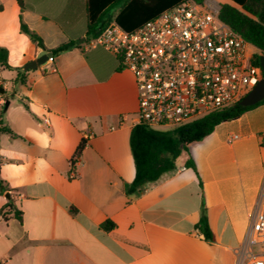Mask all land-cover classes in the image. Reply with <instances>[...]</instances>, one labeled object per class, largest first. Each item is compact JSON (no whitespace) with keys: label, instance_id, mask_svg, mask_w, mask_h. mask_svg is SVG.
Wrapping results in <instances>:
<instances>
[{"label":"crops","instance_id":"1","mask_svg":"<svg viewBox=\"0 0 264 264\" xmlns=\"http://www.w3.org/2000/svg\"><path fill=\"white\" fill-rule=\"evenodd\" d=\"M87 1L23 0L22 10L18 0H0V47L13 67L0 65V123L15 135H0L10 188L0 195V264H236L260 202L264 103L219 124L175 171L128 195L134 74L92 41L24 68L43 49L21 33L20 16L49 51L86 41ZM232 135L239 139L229 142ZM189 159L196 171L185 167ZM203 201L214 242L196 228Z\"/></svg>","mask_w":264,"mask_h":264},{"label":"built area","instance_id":"2","mask_svg":"<svg viewBox=\"0 0 264 264\" xmlns=\"http://www.w3.org/2000/svg\"><path fill=\"white\" fill-rule=\"evenodd\" d=\"M220 9L217 0H183L133 31L112 20L92 40L134 74L135 125L185 126L241 101L263 78L254 63L258 48L220 19ZM260 138L264 143V133ZM236 264H264V177Z\"/></svg>","mask_w":264,"mask_h":264},{"label":"trees","instance_id":"3","mask_svg":"<svg viewBox=\"0 0 264 264\" xmlns=\"http://www.w3.org/2000/svg\"><path fill=\"white\" fill-rule=\"evenodd\" d=\"M182 1L88 0L86 41L83 43L69 41L49 51L53 53L54 59L64 51L73 48H83L85 44L96 39L112 20H115L124 29L133 31L148 20L158 16L164 10L176 6ZM194 1L202 3L204 0ZM18 3L23 10L25 8L23 0H18ZM116 7H118V11L114 14L112 10ZM219 17L235 32L258 48L259 52L255 56L254 63L260 66L261 58L264 56V0H229V2L221 4ZM20 31L28 36L38 48L46 49L41 36L23 21L22 16H20ZM0 65L6 69H13L8 63V50L2 47H0ZM17 70L20 77L22 69L19 68ZM261 103H264V100L255 105L243 106L239 101L185 126L169 131L156 130L144 124H136L131 130L129 139L135 163V178L132 183L126 185V193L130 195L147 184L159 180L165 173L175 171L179 165V157L184 151H189L191 144L205 139L219 124L235 120ZM2 134L15 136L7 125L0 123V135ZM85 146L86 141L82 140L75 151L72 165L79 160ZM185 167L193 168L196 171L195 164L191 159L185 162ZM9 192L10 188L1 178L0 171V195ZM7 206H12L11 201L8 202ZM17 216L21 219L20 215L17 214ZM102 226L104 229H109L108 222H105ZM196 228L206 241H215V236L209 226L204 201L201 217Z\"/></svg>","mask_w":264,"mask_h":264},{"label":"water","instance_id":"4","mask_svg":"<svg viewBox=\"0 0 264 264\" xmlns=\"http://www.w3.org/2000/svg\"><path fill=\"white\" fill-rule=\"evenodd\" d=\"M53 57V53L46 49L41 50L38 54L36 60L29 62L25 65V69H35L40 65H44L50 58ZM261 68L264 73V56L261 58L260 62ZM2 93L3 89L0 90ZM264 100V77L257 83V85L240 101L243 106L255 105ZM8 102H6V105ZM9 197V196H8Z\"/></svg>","mask_w":264,"mask_h":264},{"label":"rangeland","instance_id":"5","mask_svg":"<svg viewBox=\"0 0 264 264\" xmlns=\"http://www.w3.org/2000/svg\"><path fill=\"white\" fill-rule=\"evenodd\" d=\"M217 1H219L221 4L229 2V0H217Z\"/></svg>","mask_w":264,"mask_h":264}]
</instances>
